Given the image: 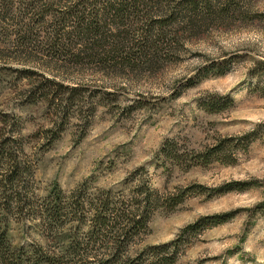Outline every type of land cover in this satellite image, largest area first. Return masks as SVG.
<instances>
[{
	"label": "rangeland",
	"instance_id": "obj_1",
	"mask_svg": "<svg viewBox=\"0 0 264 264\" xmlns=\"http://www.w3.org/2000/svg\"><path fill=\"white\" fill-rule=\"evenodd\" d=\"M250 2L252 20L209 29L188 40L177 61L151 72L57 61L34 39L21 41L12 22L2 23L0 129L23 138L20 165L31 197L55 185L70 193L84 182L118 189L146 168L162 193L195 189L175 211L153 216L135 250L169 243L203 217L229 215L191 236L176 264H264V0ZM53 82L84 88L75 97L85 94L87 105L79 99L69 116H53L35 95L39 88L64 95ZM212 102L222 108L211 110ZM54 121L63 125L60 136L46 134ZM246 134L254 141L247 150L236 143L231 165L165 168L158 156L168 140L200 151ZM238 183L242 190L218 192ZM199 187L209 190L200 195ZM26 225L13 216V235L37 241L25 234Z\"/></svg>",
	"mask_w": 264,
	"mask_h": 264
},
{
	"label": "trees",
	"instance_id": "obj_2",
	"mask_svg": "<svg viewBox=\"0 0 264 264\" xmlns=\"http://www.w3.org/2000/svg\"><path fill=\"white\" fill-rule=\"evenodd\" d=\"M252 18L250 0H22L18 4L0 0V25L12 22L21 41L34 39L47 57L57 61L87 63L101 70L151 72L177 61L188 40L211 28ZM54 84L57 92L66 93L57 97L44 88L35 93L53 116L59 117L60 112L69 116L79 99L87 105L85 94L75 97L84 88ZM211 106L215 112L222 108L214 102ZM96 111L95 106L90 116ZM63 131V125L54 121L46 134L60 136ZM22 141L0 129V264H176L191 236L225 223L229 216L203 217L169 243L135 250L149 233L153 216L158 211H175L195 188L162 193L153 186L149 171L140 168L118 189L84 182L67 193L55 185L46 196L34 198L23 181L27 171L20 165ZM253 141L254 134H246L199 151L172 139L158 156L164 165L169 162L183 170L214 162L231 165L236 160V143L247 150ZM241 186L224 185L218 192L242 190ZM199 188L200 195L209 190ZM16 215L27 223L25 234L37 236V241L16 239L12 229Z\"/></svg>",
	"mask_w": 264,
	"mask_h": 264
}]
</instances>
